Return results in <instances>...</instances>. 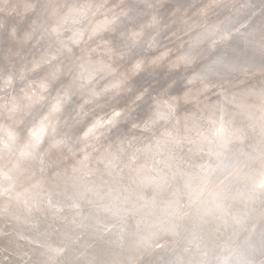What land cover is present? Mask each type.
<instances>
[{
	"label": "bare ground",
	"instance_id": "bare-ground-1",
	"mask_svg": "<svg viewBox=\"0 0 264 264\" xmlns=\"http://www.w3.org/2000/svg\"><path fill=\"white\" fill-rule=\"evenodd\" d=\"M240 3L0 0V230H11L0 235V264H250L264 254V0L230 11ZM104 16L119 17L115 32L88 40ZM65 25L85 30L75 56L100 48L94 61L108 59L99 40L119 46L121 32L142 29L118 62L131 91L94 97L111 79L104 73L86 88L73 83ZM137 57L147 67L133 75ZM64 89L71 100L51 117L55 131L33 147ZM171 97L174 116H158L167 110L154 101ZM115 109L114 123L82 136ZM161 240L170 244L154 251Z\"/></svg>",
	"mask_w": 264,
	"mask_h": 264
},
{
	"label": "snow or ice",
	"instance_id": "snow-or-ice-1",
	"mask_svg": "<svg viewBox=\"0 0 264 264\" xmlns=\"http://www.w3.org/2000/svg\"><path fill=\"white\" fill-rule=\"evenodd\" d=\"M72 11H76L80 14L81 17L87 15V10L84 8L73 9ZM127 13H125L126 15ZM119 17L112 16L109 18L108 16H104L101 21H98L96 26H94L91 32L88 34L87 39L92 40L95 37L103 35L105 32H115V25L117 24ZM74 22L79 23V20H75ZM159 23L158 17L153 14L151 18V25H157ZM53 33H60L61 27L58 25L52 26ZM120 37L125 39V43L119 46L113 45L111 39H101L98 41V44L103 46V55L108 57L107 60L99 59L98 61H94L92 59V53H99V47H92L89 50H81L80 56H75L74 47H80V45L84 42L85 39V30H78L73 33V36L69 39L71 40V44L63 43V48L68 53L69 58L75 57V62L68 67L66 75H69L72 79L73 83H77L81 88H86L89 85H92L96 80L97 76L101 73H104L106 76L111 77L108 84L105 85L104 89L100 92H96L95 89H92V95L96 98H100L102 94L112 93L114 95H119L122 91L127 90L131 91V88L126 89V85L128 83V73L126 71H121V65L118 63L125 59V57H131L132 48L139 43V40L143 38V30H129L127 34L124 32L120 33ZM167 53H163L162 57L166 56ZM59 57L53 55L48 63H51L52 60H57ZM181 60L187 61L188 57H181ZM151 64H155L156 61L153 60L150 62ZM34 67H38L35 65ZM147 65L142 57H137L131 60L129 65V69L133 75H138L141 71L146 69ZM63 69L58 65L57 72H61ZM194 82V78H190L188 83L191 84ZM42 92H47L50 88V84L47 82H43L40 85ZM146 91V90H145ZM144 92H139L137 94L136 99L141 100L144 97ZM188 93H185V99L187 100ZM44 97L42 96L41 99ZM71 100V93L69 89H64L63 91L58 92L57 98L50 105L49 111L45 113L44 117L40 125L32 131V138L34 141L33 147H38L40 143H42L43 138L48 134L49 127H52V130L55 131V127L52 123L51 117L61 113L64 109L65 103ZM178 97H171L168 99H164L162 101H154L156 107L159 109L161 105L167 112L159 111L157 113L158 116L165 115H173L175 114L176 107L178 104ZM90 101H85L88 103ZM121 115H123L122 109H115L111 116L105 120H97L95 123L89 125L87 129H85L82 136L84 138H89L94 135L99 128L105 126V124H112L116 119H118ZM135 126V125H134ZM219 134H223V124H221L220 128L217 129Z\"/></svg>",
	"mask_w": 264,
	"mask_h": 264
},
{
	"label": "water",
	"instance_id": "water-1",
	"mask_svg": "<svg viewBox=\"0 0 264 264\" xmlns=\"http://www.w3.org/2000/svg\"><path fill=\"white\" fill-rule=\"evenodd\" d=\"M200 1V3H202L204 0H199ZM217 1V0H216ZM239 1H241V3L240 4H238V5H236L234 8H232L230 11H232V10H238V12H240L241 10H243V12L245 11V10H249V9H253L254 8V6H253V4H252V1L253 0H239ZM216 8V5H214L213 7H211V9H210V11H212V10H214ZM209 11V12H210ZM204 13H206L207 14V12H204ZM202 13H200L199 15H198V17L199 16H204L203 14L201 15ZM81 19V18H80ZM75 20H78V19H73L72 20V22L70 23V24H73L74 23V26H79V23H76V22H74ZM248 24V20L247 19H244L242 22H241V24L240 25H242V26H246ZM69 26V27H68ZM72 25H65V27H63V32L67 35V36H69L70 34H73L72 32L76 29V27H71ZM153 139V138H152ZM85 177L86 178H89V175H88V173L86 172L85 173ZM224 179H226V176H224V178H223V176H221V177H219L218 179H216L215 181H214V183L207 189V192L209 193V192H211L213 189H215L218 185H220L222 182H223V180ZM66 207H68V205L66 206V203H65V205H63V208H62V210L63 209H65ZM62 210H60V212H62ZM54 211L56 212V213H59V211L58 210H55L54 209ZM180 213H182L183 215H187L188 213H187V210H186V206H184V205H180ZM4 225H7V224H2L1 226H4ZM0 229H4V228H0ZM6 230V229H5ZM1 231L0 230V235H6V234H11V230H7V231ZM20 239H22V238H20ZM170 244V242L169 241H167V240H161V241H156L153 245H152V247L154 246V248L153 249H155L154 251H156V250H160L161 248H163V247H165V246H167V245H169ZM59 251H61L62 252V249L61 250H59ZM61 252H58V253H61ZM263 261H264V254L261 256V257H259L258 259H256V260H253V262H251L250 264H263Z\"/></svg>",
	"mask_w": 264,
	"mask_h": 264
}]
</instances>
